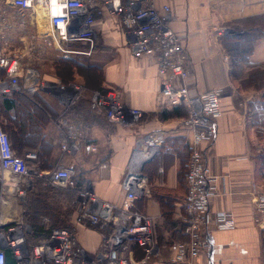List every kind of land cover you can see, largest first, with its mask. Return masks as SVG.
Instances as JSON below:
<instances>
[{
	"label": "crops",
	"instance_id": "1",
	"mask_svg": "<svg viewBox=\"0 0 264 264\" xmlns=\"http://www.w3.org/2000/svg\"><path fill=\"white\" fill-rule=\"evenodd\" d=\"M164 4L171 12L168 27L179 35L186 55L189 71L183 82L186 97L196 101L202 94L221 91L223 114L215 121L213 140L204 151L209 171L220 176L218 194L210 202L208 217L211 219L219 210L230 211L236 227L217 231L211 220L202 227L201 233L210 243L209 261L211 264H264V214L254 208V198L264 192V0H156L158 7ZM93 28L103 39H97L84 58L92 61L89 66L100 69L103 88L113 91L124 106L141 111L142 118L131 126L108 122L90 101L92 88L83 84L86 91L80 93L68 111L54 97L38 92L52 113L46 114L37 105L43 114L37 126L39 139L45 143L40 153L48 156L51 168L54 162L52 169L73 168L99 199L121 208L124 194L120 181L135 142L143 134L163 130L167 135L165 145L143 167L149 195L136 200L133 206L152 221L159 255L149 264H168L169 248L185 240L179 227L190 135L181 125L182 118H171L175 121L168 123L160 120L159 115L176 106L184 110L185 107L159 102L155 64L131 56L115 20L98 19ZM36 57L40 59V66L41 54ZM24 61L23 58L21 65ZM51 68L44 76L46 79L37 72L45 81L60 82ZM193 106H197L196 102ZM7 114L10 119L15 117L12 109ZM59 118L83 124L86 141L96 147L95 152L81 149L74 155L63 153L59 147ZM56 200L53 194L35 196L36 212L40 215L42 205H54ZM1 214L2 218L11 216L9 212L3 214L2 207ZM75 231L85 251L98 250L100 238L96 230L76 225Z\"/></svg>",
	"mask_w": 264,
	"mask_h": 264
},
{
	"label": "built area",
	"instance_id": "2",
	"mask_svg": "<svg viewBox=\"0 0 264 264\" xmlns=\"http://www.w3.org/2000/svg\"><path fill=\"white\" fill-rule=\"evenodd\" d=\"M104 17L119 25L134 59H146L155 64L159 102L185 107L186 116L181 125L190 135V151L179 227L185 240L169 248L168 264H211L210 243L203 237L202 227H206L209 220L217 231L235 227V218L229 211L219 210L211 219L208 217L210 202L218 194L220 176L209 171L204 151L213 140L215 121L223 114L221 91L202 94L196 101L186 97L183 86L189 76L186 55L179 35L168 27L171 20L168 5L158 7L156 0H0V101L15 94L31 96L46 92L57 99L65 111L71 109L85 88L75 82L45 81L37 70L24 68L23 55L9 45L10 39L5 35L7 31H17L20 33L17 39L22 42L26 39L22 34L31 25L35 30L28 35V51L42 55L52 49L66 58L70 57L68 54L85 57L96 44L98 34L93 25ZM40 19L46 20V30L38 28ZM71 43L87 45L88 51L65 49ZM90 101L104 113L108 122L119 126L135 125L142 118L141 111L124 106L118 96L106 88L91 90ZM57 125L61 128L59 147L63 153L74 155L81 149L95 152L96 147L86 141L83 124L59 118ZM166 137L163 130H155L135 142L120 181L124 205L117 208L99 199L73 168L42 171L29 167V163L37 161L36 153L27 151L18 156L0 121V264H6L7 252L14 264H149L159 255L152 221L134 208L133 203L149 195L143 167L161 151ZM33 181L72 191L74 224L96 230L100 238L95 253L85 251L74 232L57 227L48 229L37 244L27 246V229L10 216L2 218L5 197L21 199ZM254 208L264 214V192L254 198Z\"/></svg>",
	"mask_w": 264,
	"mask_h": 264
},
{
	"label": "rangeland",
	"instance_id": "3",
	"mask_svg": "<svg viewBox=\"0 0 264 264\" xmlns=\"http://www.w3.org/2000/svg\"><path fill=\"white\" fill-rule=\"evenodd\" d=\"M38 25L41 26V27H38L39 29L46 30L48 28L46 20H40ZM34 30H35L34 26L29 25L27 27L26 31L23 34L21 33L23 36L26 35V37H25L26 39H23L22 42H19L20 40L17 39V38H19V34H20L17 31H7L5 36H8V39H10L8 41L9 45L18 49L19 52L23 55V57L25 59L24 63H22L23 67L24 68L25 67H32L33 69H36L40 73L41 76L44 77L47 73L50 72V70H52L51 67L54 68V63L58 59H60L63 54L60 52H53L54 50H52V49L46 50L41 55V59H43V61H42V64L39 66L38 61H40V59L36 57L37 55L35 53H32L31 51L27 50L28 35L30 33L33 34ZM100 38L103 39V36L97 35V39H100ZM65 49H68V50L77 49L80 51H87L88 47H87V45L71 43L69 45L67 44ZM231 51L234 52V50H231ZM238 53H240V52H237L235 54H238ZM68 55L70 57L71 56L75 57V54H68ZM52 59H54L53 62H51ZM76 59H79V61L82 65H90V63L92 62V61H89V58L81 59V58L77 57ZM82 73H84V72H82ZM85 75L87 76V74H85ZM75 79L76 80L74 82L79 83L81 85L83 84V82H81V81L85 80L82 77H80L81 80L76 78V77H75ZM92 80L93 79L91 77L90 78L88 76L86 77V81L90 85L88 88H92V90L97 89L93 85ZM83 87L85 88V86H83ZM83 91H86V90L84 89ZM174 121L175 120H173V119H169L166 122L170 123V122H174ZM11 141L12 140L10 139V142ZM165 143H166V141H165ZM28 151H29V149H28ZM42 163H44V165H45L47 162L43 161V160H40L39 162L36 161V163H29V167L38 168L39 170H42L41 168H39V165H41ZM54 166L55 165L53 162V167ZM52 168L50 170H52ZM186 172H187V166H186L185 175H186ZM184 180H185V176H184ZM46 191H49L50 195L51 194L57 195V200L55 202L58 204L54 203V206H53L54 209L58 208V210L56 209V213L58 214V217H55L57 220L56 219L54 220L53 218H51L48 215H45L41 211H40V215H39V213L36 212L37 206L34 204V198L38 193H46ZM5 200H7V202L5 205H3L2 212H3V214H5V212L11 213V216H10L11 219H13V221L21 223L27 229V233L25 235V243L27 246H32V245L37 244L38 241L42 240L45 237L46 232L50 228H55V227L63 228V229L71 230L75 234L77 233L75 231L76 225L74 224L75 205L73 203V193L70 190L57 189V188H54L50 185H43L39 181H33L32 185L26 189L25 195L21 199H19L17 197H13V198L12 197H5ZM49 206H51V205H49ZM231 214L234 216V214L232 212H231ZM41 218H44V219H41ZM43 220H46V221H44L45 224L43 223ZM235 227H236V222H235ZM235 227H234V229H235Z\"/></svg>",
	"mask_w": 264,
	"mask_h": 264
},
{
	"label": "trees",
	"instance_id": "4",
	"mask_svg": "<svg viewBox=\"0 0 264 264\" xmlns=\"http://www.w3.org/2000/svg\"><path fill=\"white\" fill-rule=\"evenodd\" d=\"M77 57L85 59L84 56L75 55V57L71 56L69 58H60L54 63V69L61 80L60 82H74L73 80L75 75H79L85 79L83 80V85L90 86L86 81V77L88 76L93 79L92 81L95 88L104 89L102 86V75L100 69L95 66L82 65L79 59H76ZM85 74H87V76ZM37 105L41 106L42 110L45 111L46 114H52L50 107L47 106L41 97H38V93L31 96L15 94L10 99L0 101V121L9 139L12 140L11 145L18 156H21V152L28 151L29 149V151L36 153L37 162L40 160L47 162L48 156L44 157L42 153H40L41 146L45 143L41 142V139H39L40 133L37 126L43 119V114L39 111ZM9 109L14 110L15 117L13 119H10L7 114ZM185 116L186 112L182 106H176L170 112H162L159 115V119L163 121L171 118L184 119ZM45 146H47V144ZM47 151L48 147L45 148V152ZM39 168L42 170H49L51 166L47 162L45 165L44 163L39 165ZM40 194L42 196L49 195V191H46V193H38L36 197H39ZM53 195L57 197L56 194ZM49 205H42L40 211L55 220V217H58V214L56 213V209L58 210V208L54 209V205ZM6 264H14L10 252L6 253Z\"/></svg>",
	"mask_w": 264,
	"mask_h": 264
},
{
	"label": "bare ground",
	"instance_id": "5",
	"mask_svg": "<svg viewBox=\"0 0 264 264\" xmlns=\"http://www.w3.org/2000/svg\"><path fill=\"white\" fill-rule=\"evenodd\" d=\"M41 20V19H40Z\"/></svg>",
	"mask_w": 264,
	"mask_h": 264
}]
</instances>
